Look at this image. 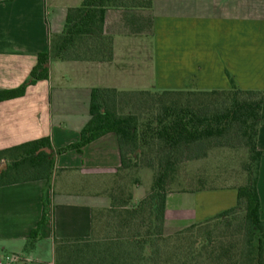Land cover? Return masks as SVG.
<instances>
[{"label": "crops", "instance_id": "obj_1", "mask_svg": "<svg viewBox=\"0 0 264 264\" xmlns=\"http://www.w3.org/2000/svg\"><path fill=\"white\" fill-rule=\"evenodd\" d=\"M82 1L0 0V90L26 81L37 55L48 50L50 36L62 33L68 10ZM104 33L112 40L111 61L51 60L47 79L27 87L21 97L0 102V150L46 137L53 150L77 142L89 120L94 88L228 90L231 79L238 89L264 90V0H152L150 9H108ZM256 150L264 220V124ZM215 155L189 161L188 177L180 180L197 182L196 187L168 191L164 234L236 205L237 185L206 183L235 180L209 162ZM120 165L117 137L108 133L80 153L55 155L49 182L0 187V260L15 255L19 260L12 264H53L56 242L90 238L95 216L110 208L112 193L129 172ZM138 170L149 171L152 182L153 170ZM44 210L38 235L31 239Z\"/></svg>", "mask_w": 264, "mask_h": 264}, {"label": "trees", "instance_id": "obj_2", "mask_svg": "<svg viewBox=\"0 0 264 264\" xmlns=\"http://www.w3.org/2000/svg\"><path fill=\"white\" fill-rule=\"evenodd\" d=\"M151 7L152 0H83L78 7L68 10L62 33L50 36L48 50L37 55V62L26 81L18 88L0 90V102L21 97L27 87L47 79L51 60L111 61L112 40L104 33L106 11ZM230 84L228 90L210 91L137 92L94 88L90 96L89 120L81 129L77 142L53 150L46 137L0 150V162L5 163L0 169V187L31 180L49 182L55 155L69 150L80 153L92 141L113 133L120 151V169L128 172L147 168L154 171V177L137 205L118 214L122 216L118 229H129L128 234L117 236L98 252L94 251L92 264H202L203 259L221 264L224 256L212 244L213 227L231 221L240 211L243 212L240 220L243 230L256 239L257 250L264 260V220L260 217L257 193L261 154L256 150L257 134L264 124V90H241L231 79ZM137 95L148 100L147 106L139 107ZM208 105L214 106L212 113L206 112ZM127 107L130 110L124 112ZM231 132L244 138L250 160L245 183L237 187L236 205L202 223L172 235L164 234L167 178L176 174L184 157V161L201 159L210 147L224 146L218 141ZM22 168L32 175L20 177ZM113 193L109 213L114 207ZM44 218L45 210L30 234L31 239L38 235ZM80 240L88 239L61 240L56 242L55 249L64 248L68 254L69 248L62 245ZM166 243H170L171 249Z\"/></svg>", "mask_w": 264, "mask_h": 264}, {"label": "rangeland", "instance_id": "obj_3", "mask_svg": "<svg viewBox=\"0 0 264 264\" xmlns=\"http://www.w3.org/2000/svg\"><path fill=\"white\" fill-rule=\"evenodd\" d=\"M135 99L139 101V107L147 106L148 100L142 95H137ZM208 106L206 112L212 113L214 111V106ZM129 108L130 107H127L124 112L130 110ZM218 143L224 146H213L206 150L207 153H213V156L217 153L214 159H210L209 162L213 164V166L218 165L220 168L231 172L230 174H232L231 176L235 180L232 181L227 179L226 181H208L206 183L214 185H243L246 178V166L250 162L249 149L244 145V138L241 137L240 134L231 132L224 134L222 139H219ZM182 160L183 162L177 167V173L167 178L165 185L166 191H181L197 186V182L180 180L182 177L185 179L188 177V171L190 169V162L184 161L186 160L185 157ZM191 164L195 166L194 163ZM198 164L204 166L205 163ZM4 166L5 163L1 161L0 169ZM22 169L23 171L20 173V177L32 175L31 171H26L24 168ZM191 170H194V168ZM138 171V169H130L129 172L126 173L123 181L118 183L119 187L114 190L113 193L115 195L113 205L116 208L112 207L113 211L110 213L107 209L95 216L94 234L88 238V240L64 243L62 246L69 248L68 254H66V249L64 248L54 249L53 264H92L91 260L93 259L92 254L94 251L98 252L99 249L103 248L105 243L115 237H122L128 234L129 229L124 231L118 229V221L122 218V216L118 217V214L122 210L127 208L131 209L137 205L146 195L153 183V180L151 182L149 171L144 170L139 174ZM180 171L181 173H178ZM137 185H139L140 188L134 190ZM242 215V211L235 213L233 217H231V221H227L216 228L213 227L212 244L215 248H219L220 254L224 256L221 264H264L263 257L259 255V251L257 250L256 239L243 230V226L240 222ZM169 244L170 243H166V246L170 248ZM203 258H205V256ZM213 261L214 260L203 259L202 264H211Z\"/></svg>", "mask_w": 264, "mask_h": 264}, {"label": "built area", "instance_id": "obj_4", "mask_svg": "<svg viewBox=\"0 0 264 264\" xmlns=\"http://www.w3.org/2000/svg\"><path fill=\"white\" fill-rule=\"evenodd\" d=\"M18 260H19L18 256L11 255V256L5 257L4 259H1L0 264H12Z\"/></svg>", "mask_w": 264, "mask_h": 264}]
</instances>
